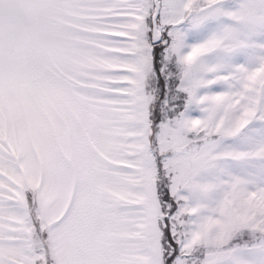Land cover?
<instances>
[{
  "label": "snow or ice",
  "instance_id": "6c2138e0",
  "mask_svg": "<svg viewBox=\"0 0 264 264\" xmlns=\"http://www.w3.org/2000/svg\"><path fill=\"white\" fill-rule=\"evenodd\" d=\"M0 264H264V0H0Z\"/></svg>",
  "mask_w": 264,
  "mask_h": 264
}]
</instances>
